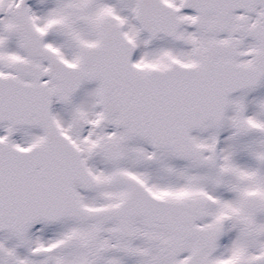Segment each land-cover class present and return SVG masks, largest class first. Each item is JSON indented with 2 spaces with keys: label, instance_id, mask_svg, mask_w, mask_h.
<instances>
[{
  "label": "snow or ice",
  "instance_id": "1",
  "mask_svg": "<svg viewBox=\"0 0 264 264\" xmlns=\"http://www.w3.org/2000/svg\"><path fill=\"white\" fill-rule=\"evenodd\" d=\"M0 264H264V0H0Z\"/></svg>",
  "mask_w": 264,
  "mask_h": 264
}]
</instances>
